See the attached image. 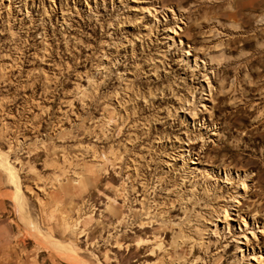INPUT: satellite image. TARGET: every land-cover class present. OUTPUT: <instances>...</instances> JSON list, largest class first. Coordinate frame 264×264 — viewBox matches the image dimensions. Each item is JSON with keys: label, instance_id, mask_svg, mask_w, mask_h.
Listing matches in <instances>:
<instances>
[{"label": "rangeland", "instance_id": "obj_1", "mask_svg": "<svg viewBox=\"0 0 264 264\" xmlns=\"http://www.w3.org/2000/svg\"><path fill=\"white\" fill-rule=\"evenodd\" d=\"M0 264H264V0H0Z\"/></svg>", "mask_w": 264, "mask_h": 264}, {"label": "bare ground", "instance_id": "obj_2", "mask_svg": "<svg viewBox=\"0 0 264 264\" xmlns=\"http://www.w3.org/2000/svg\"><path fill=\"white\" fill-rule=\"evenodd\" d=\"M172 27V26H171ZM173 28V30H175L176 28L175 27H172ZM188 53V52H187ZM186 53V54H187ZM196 65H199V64H197V60H196ZM206 66H207V64H206ZM210 66V65H209ZM203 68H205L204 66L202 67H200V69H203ZM208 68H210V67H208ZM210 70V69H209ZM204 71H205V73L203 74V76H207V74H208V70H207V68L206 69H204ZM190 99V98H189ZM188 102H190L189 100H187ZM204 127H206V126H204ZM208 127H206V129H207ZM208 130V132H209V134L211 133V134H215V132H213L212 133V131L213 130H211V129H207ZM206 130V131H207ZM211 130V131H210ZM207 132V133H208ZM188 140L189 141H191L192 140V138L191 137H189L188 138ZM195 141V140H194ZM191 143H194V142H191ZM185 145H189L190 146V144H183V151L182 152H180L179 153V158H181L182 159V161H183V163L186 165L187 163V161H190L191 163H195L196 161L194 160V159H191V158H193L192 157V155H193V153H190V150L189 149H187V147L185 148L184 146ZM185 150V151H184ZM186 151H187V154H186ZM189 152V153H188ZM197 153V152H196ZM188 167V166H187ZM189 168H190V166H189ZM229 172L230 171H226V173H225V177H223V178H225V179H223V181L224 180H227V181H230L231 180V175L229 174ZM215 175L217 176V178H219V179H221L222 178V171H220V169L218 168V170H215ZM187 176H191L192 177V175H191V173H189V174H187ZM224 182H226V181H224ZM230 183V182H229ZM241 183L244 185V187H245V180H243V181H241ZM178 185H179V183H178ZM208 187V186H207ZM210 189V188H209ZM246 189V188H245ZM234 199H236V196H234ZM237 201V200H236ZM230 214H231V211L229 212V210L227 209V206H224V208H223V210L222 211H218L217 213H216V216H217V218H220V216H224V218H226L227 216H230ZM240 215V214H239ZM241 216V215H240ZM154 224L155 223H146L145 224V226H144V230L146 231V233L147 232H149L150 230H151V228H153V229H155L156 230V228H154ZM143 226V225H142ZM166 232V234H169L171 231H169V230H166L165 231ZM258 256V255H257ZM257 259H259V261L261 260V257L260 258H258L257 257Z\"/></svg>", "mask_w": 264, "mask_h": 264}]
</instances>
